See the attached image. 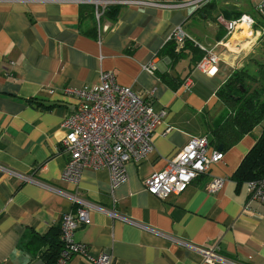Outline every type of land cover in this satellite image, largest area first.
I'll return each mask as SVG.
<instances>
[{"label": "crops", "instance_id": "1", "mask_svg": "<svg viewBox=\"0 0 264 264\" xmlns=\"http://www.w3.org/2000/svg\"><path fill=\"white\" fill-rule=\"evenodd\" d=\"M260 2L0 0V264H48L27 248L28 236L60 232L63 214L75 209L52 187L126 218L93 211L91 223L74 234L88 255L111 253L114 264H207L186 241L217 243L240 264H264V204L250 200L246 182L233 178L260 126L224 151L211 144L224 152L211 168V175L227 178L219 191L207 192L205 174L164 199L144 185L192 136L211 138L226 110L219 88L236 70H254L264 60ZM244 14L256 21L253 33L244 37L239 28L227 36L225 23ZM179 26L187 34L175 40L177 51L187 42L183 54H163ZM208 52L219 58L212 74L199 66ZM101 70L142 95L153 91L156 109L166 110L155 127V150L139 164L127 163L128 180L115 189L106 168H84L77 183L62 178L68 159L60 143L62 122L75 102L63 88L98 84ZM189 75L194 86L186 90ZM67 264L92 263L75 254Z\"/></svg>", "mask_w": 264, "mask_h": 264}, {"label": "built area", "instance_id": "2", "mask_svg": "<svg viewBox=\"0 0 264 264\" xmlns=\"http://www.w3.org/2000/svg\"><path fill=\"white\" fill-rule=\"evenodd\" d=\"M209 1L211 0H195V3L200 6ZM257 11L264 15V0L258 4ZM255 24V19L246 14L229 20L225 23L227 36H231L239 28L244 29L242 25L253 33ZM185 37L187 34L179 26L173 31L170 39L180 42ZM218 60L216 54L208 52L199 66L212 74L216 71L214 64ZM152 68L154 66L150 65L146 69ZM99 79V83L92 86L67 85L63 88V93L72 97L75 102L62 122L66 133L60 143L68 155L62 178L77 183L84 168H106L110 174L111 187L115 189L128 180L127 163L139 164L155 150V127L165 117L166 110L156 109L153 91L142 95L132 87L122 86L116 82L114 74L110 71L101 70ZM182 86L186 90L194 86L191 75L185 78ZM223 158L224 152L211 147V138L208 135L192 136L175 157L166 159L167 163L161 171L154 172L144 180V185L151 194L164 199L173 194H180L195 178L205 174L210 176L206 190L213 194L219 191L227 180L226 177L211 175L212 166ZM19 176L25 181H39L33 176ZM246 185L248 198L264 204V176L247 181ZM52 189L70 199L75 206L72 211L64 213L60 221V239L64 248L58 264H67L75 254L87 257L92 264H114L115 258L111 253L88 255L86 247L74 241V234L80 226L91 223L93 211H101L115 218H126L115 208L102 206L75 192L56 187ZM181 242L187 248L200 253L207 264H240L224 255L217 243L200 246Z\"/></svg>", "mask_w": 264, "mask_h": 264}, {"label": "trees", "instance_id": "3", "mask_svg": "<svg viewBox=\"0 0 264 264\" xmlns=\"http://www.w3.org/2000/svg\"><path fill=\"white\" fill-rule=\"evenodd\" d=\"M260 16L264 24V15L260 14ZM186 43L177 51V42L172 38L162 52L177 58L183 54ZM197 50L202 51L200 48ZM200 60L201 57L198 61ZM217 95L225 103L226 110L221 120L212 127L211 144L217 148L222 146L224 151L251 133L255 127L260 126L261 135L242 159L233 178L238 184L262 178L264 176V60L257 61V68L254 70L245 68L236 70L219 88ZM26 246L36 253L35 255L42 256L48 264H58L64 248L59 231H51L44 235L30 234Z\"/></svg>", "mask_w": 264, "mask_h": 264}, {"label": "bare ground", "instance_id": "4", "mask_svg": "<svg viewBox=\"0 0 264 264\" xmlns=\"http://www.w3.org/2000/svg\"><path fill=\"white\" fill-rule=\"evenodd\" d=\"M243 26H245V25H243ZM243 28H244V34H245V33H246V34H247V33H248V34L250 33V31H249L250 29H248V27H243ZM241 32H242V31H241ZM244 37H245V36H244ZM244 39H245V38H244Z\"/></svg>", "mask_w": 264, "mask_h": 264}, {"label": "rangeland", "instance_id": "5", "mask_svg": "<svg viewBox=\"0 0 264 264\" xmlns=\"http://www.w3.org/2000/svg\"><path fill=\"white\" fill-rule=\"evenodd\" d=\"M242 35H244V36H245V35H251V32H250L249 34H248V33H247V34H246V33H245V34L243 33ZM229 46H230V45H229ZM230 47H235V46L231 45ZM263 48H264V47H263Z\"/></svg>", "mask_w": 264, "mask_h": 264}, {"label": "water", "instance_id": "6", "mask_svg": "<svg viewBox=\"0 0 264 264\" xmlns=\"http://www.w3.org/2000/svg\"><path fill=\"white\" fill-rule=\"evenodd\" d=\"M219 149H222V146H220Z\"/></svg>", "mask_w": 264, "mask_h": 264}]
</instances>
